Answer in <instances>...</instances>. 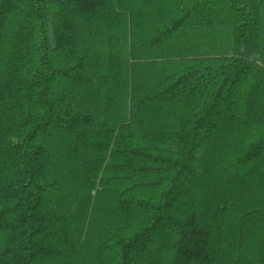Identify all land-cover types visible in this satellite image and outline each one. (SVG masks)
I'll list each match as a JSON object with an SVG mask.
<instances>
[{
  "label": "trees",
  "instance_id": "1",
  "mask_svg": "<svg viewBox=\"0 0 264 264\" xmlns=\"http://www.w3.org/2000/svg\"><path fill=\"white\" fill-rule=\"evenodd\" d=\"M0 264H264V0H0Z\"/></svg>",
  "mask_w": 264,
  "mask_h": 264
}]
</instances>
